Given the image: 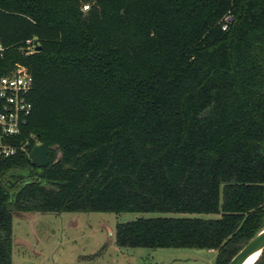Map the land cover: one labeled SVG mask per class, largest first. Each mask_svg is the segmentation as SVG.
Masks as SVG:
<instances>
[{"label": "trees", "instance_id": "16d2710c", "mask_svg": "<svg viewBox=\"0 0 264 264\" xmlns=\"http://www.w3.org/2000/svg\"><path fill=\"white\" fill-rule=\"evenodd\" d=\"M0 42V74L32 77L24 149L0 159V264L28 212L155 213L115 244L214 264L264 226V0H0Z\"/></svg>", "mask_w": 264, "mask_h": 264}, {"label": "rangeland", "instance_id": "374dc122", "mask_svg": "<svg viewBox=\"0 0 264 264\" xmlns=\"http://www.w3.org/2000/svg\"><path fill=\"white\" fill-rule=\"evenodd\" d=\"M152 214L62 211L13 216L11 264H214L217 251L213 249L115 244L116 223Z\"/></svg>", "mask_w": 264, "mask_h": 264}, {"label": "built area", "instance_id": "2783aa9c", "mask_svg": "<svg viewBox=\"0 0 264 264\" xmlns=\"http://www.w3.org/2000/svg\"><path fill=\"white\" fill-rule=\"evenodd\" d=\"M87 9L89 3H83L81 10ZM32 41L33 38L26 39L22 51L29 48ZM5 48L0 42V58L3 57ZM31 86V75L21 69L11 68L0 74V159L14 155L18 149H24V145H16L15 137L20 133L31 110L28 100Z\"/></svg>", "mask_w": 264, "mask_h": 264}, {"label": "water", "instance_id": "95a60500", "mask_svg": "<svg viewBox=\"0 0 264 264\" xmlns=\"http://www.w3.org/2000/svg\"><path fill=\"white\" fill-rule=\"evenodd\" d=\"M40 49L39 42L33 37L32 45L23 51H37ZM30 157L37 166H45L48 161V148L46 144L41 143L33 146L30 150ZM264 248V226L252 235L246 243L230 258L227 264H241L244 259L256 250L261 251Z\"/></svg>", "mask_w": 264, "mask_h": 264}, {"label": "bare ground", "instance_id": "6f19581e", "mask_svg": "<svg viewBox=\"0 0 264 264\" xmlns=\"http://www.w3.org/2000/svg\"><path fill=\"white\" fill-rule=\"evenodd\" d=\"M259 254H260V251L259 250L254 251L249 256H247L241 264H253V262L259 256Z\"/></svg>", "mask_w": 264, "mask_h": 264}]
</instances>
